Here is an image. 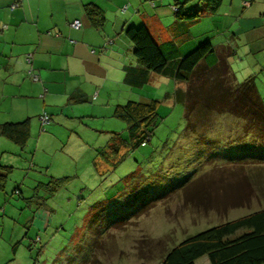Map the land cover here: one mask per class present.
Wrapping results in <instances>:
<instances>
[{"label": "rangeland", "instance_id": "1", "mask_svg": "<svg viewBox=\"0 0 264 264\" xmlns=\"http://www.w3.org/2000/svg\"><path fill=\"white\" fill-rule=\"evenodd\" d=\"M191 42L198 46V35ZM231 46L226 62L234 82L221 68H200L177 86L196 101L189 110L173 101L174 84L163 75L132 90L137 102H158L159 119L149 141L120 155L106 176L92 175V158L79 151L33 158L26 146L12 155L15 169L0 190V264H160L185 238L264 208V139L246 132L229 107L202 106L219 87L224 92L248 78L264 103V68L251 70L264 53L241 57ZM214 57L215 50L202 62ZM229 163L242 166L226 167V189L216 176L203 203L182 197L185 183Z\"/></svg>", "mask_w": 264, "mask_h": 264}, {"label": "crops", "instance_id": "2", "mask_svg": "<svg viewBox=\"0 0 264 264\" xmlns=\"http://www.w3.org/2000/svg\"><path fill=\"white\" fill-rule=\"evenodd\" d=\"M178 1L0 0V126L28 122L23 147L0 135L4 188L15 169L11 156L26 146L33 158L60 149L90 155L92 175L97 177L106 176L113 167L108 157L115 149L108 146L117 147L119 155L127 151L121 144L128 140V132L114 112L128 101L137 102L132 90L142 88L126 79L139 68L125 36L129 27L144 26L158 45L173 43L177 58L195 47L191 40L197 35L198 43L208 40L225 60L231 45L241 57L264 53V0H251L248 6L247 0H222L215 14L181 23L174 18ZM89 7L102 12L101 27L92 23ZM74 21L79 28L71 27ZM255 60L251 70L263 69L264 54ZM155 76L151 74L148 82ZM41 114L50 118L44 131ZM42 164L46 168V162Z\"/></svg>", "mask_w": 264, "mask_h": 264}, {"label": "trees", "instance_id": "3", "mask_svg": "<svg viewBox=\"0 0 264 264\" xmlns=\"http://www.w3.org/2000/svg\"><path fill=\"white\" fill-rule=\"evenodd\" d=\"M250 2L251 0H247L244 5L248 6ZM221 3L222 0H180L174 6V18L180 23L197 21L204 15L215 14ZM87 12L95 27L103 25L104 18L101 11L96 7H89ZM125 36L131 43L132 55L139 65L138 69H133L126 75V79L130 77L131 84L135 87L146 85L151 74L163 75L177 85L188 84L200 68L207 71L223 70L229 73L233 82L235 80L225 58L214 57L210 63L202 62L213 53V47L208 40L201 41L183 57L177 58L178 49L173 43L156 44L144 26L129 27L125 31ZM233 85L235 88H224V92L219 87L217 96L211 97L212 102L202 106L216 111L218 109L223 111L224 107H229L227 110H230V113L245 120L246 132L256 131L259 133L258 138L264 139V105L258 96L253 79L248 78ZM187 91L182 95L176 86L173 101L188 104L189 110L196 101H188L192 96ZM157 104L156 100H149L147 103L128 101L116 107L114 116L124 123L128 132V140H120L127 151L149 141L152 128L159 119ZM0 135L23 147L28 138L27 120L21 123L2 124ZM108 149H115V154L112 155L114 159L112 164L115 165L120 156L118 148L110 145ZM107 157L106 155L105 158ZM226 165L219 168L215 166L206 174L185 183L180 189L182 197L193 205L203 203L210 196L208 184L213 187L212 183L216 176L220 178L215 179H218L221 185L224 184L221 188L226 189L230 178L224 174L225 171L229 170L227 168L233 171L232 167L242 164ZM240 177L242 180L247 179L246 175ZM4 183L5 176L0 177V190H3ZM117 225L119 224H115ZM202 257H206L209 264H264V208L185 238L164 255L160 264H195ZM95 261L96 259H92L89 264H95Z\"/></svg>", "mask_w": 264, "mask_h": 264}, {"label": "built area", "instance_id": "4", "mask_svg": "<svg viewBox=\"0 0 264 264\" xmlns=\"http://www.w3.org/2000/svg\"><path fill=\"white\" fill-rule=\"evenodd\" d=\"M17 4L14 5V7H16ZM71 27L73 28H79V23L77 21H74L72 24H71ZM26 61L29 63L30 62V56H27L26 58ZM29 75L31 77V79L33 81H37L38 78L36 75H33L31 74V72L29 71ZM39 121H40V125H41V131H44L45 130V126H47L49 124V116L47 114H41L39 116ZM145 145V142L141 144V146H144Z\"/></svg>", "mask_w": 264, "mask_h": 264}]
</instances>
